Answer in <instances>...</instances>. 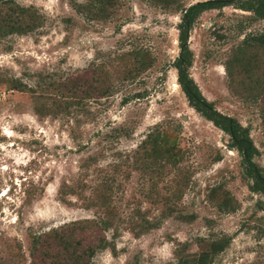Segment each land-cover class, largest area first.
Masks as SVG:
<instances>
[{"label": "rangeland", "instance_id": "1", "mask_svg": "<svg viewBox=\"0 0 264 264\" xmlns=\"http://www.w3.org/2000/svg\"><path fill=\"white\" fill-rule=\"evenodd\" d=\"M204 1L0 4V264H193L212 245L207 264H264V199L170 67L181 11ZM254 1L195 17L187 73L264 177Z\"/></svg>", "mask_w": 264, "mask_h": 264}, {"label": "trees", "instance_id": "2", "mask_svg": "<svg viewBox=\"0 0 264 264\" xmlns=\"http://www.w3.org/2000/svg\"><path fill=\"white\" fill-rule=\"evenodd\" d=\"M8 1L9 0H0V4L7 3ZM94 2H96L100 7V5H108L110 0H94ZM225 4L226 0H207L192 4L181 11L179 22L176 24L178 52L177 57L174 58L170 63V67L175 70L176 83L185 97L187 105L206 121L210 122L213 127L222 131L229 137L231 147L238 152L242 162L245 165L244 172L252 181L251 189L259 192V194H261L264 199V177L261 175V168L257 167L253 162H251L255 150L250 139L248 138L247 131L244 128H241L234 119L216 112L212 108L211 104L201 96L199 90L188 77L187 73V69L191 64L190 52L186 43L187 32L190 29L193 20L199 13L210 9L221 8ZM241 7L245 8L246 11H251L258 17H264V0L246 2L241 4ZM17 12L18 14H23L25 9L17 7ZM10 27V29H14L16 32H21V30H18L19 28L17 26L16 28L13 26ZM251 40L257 43H262L263 37H255L251 38ZM157 139L159 138L156 137L154 141L156 142ZM159 140L164 142L162 138ZM96 247L101 249L104 247V244H98ZM221 247L222 246L219 245H212L208 252H200L193 260V264H207L209 257L219 251ZM86 250H88L86 252V256L91 257L93 254L92 248L88 247ZM187 262L188 261L186 259H183L178 260L177 264H186Z\"/></svg>", "mask_w": 264, "mask_h": 264}, {"label": "bare ground", "instance_id": "3", "mask_svg": "<svg viewBox=\"0 0 264 264\" xmlns=\"http://www.w3.org/2000/svg\"><path fill=\"white\" fill-rule=\"evenodd\" d=\"M175 87H176V88H178V85H177V83H175Z\"/></svg>", "mask_w": 264, "mask_h": 264}]
</instances>
